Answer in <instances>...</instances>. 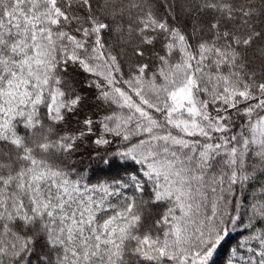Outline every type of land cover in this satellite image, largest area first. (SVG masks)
<instances>
[{"label": "snow or ice", "instance_id": "6c2138e0", "mask_svg": "<svg viewBox=\"0 0 264 264\" xmlns=\"http://www.w3.org/2000/svg\"><path fill=\"white\" fill-rule=\"evenodd\" d=\"M218 262L264 264V0H0V264Z\"/></svg>", "mask_w": 264, "mask_h": 264}, {"label": "trees", "instance_id": "16d2710c", "mask_svg": "<svg viewBox=\"0 0 264 264\" xmlns=\"http://www.w3.org/2000/svg\"><path fill=\"white\" fill-rule=\"evenodd\" d=\"M232 241H229V243H231ZM221 259H223V256L221 257ZM218 264H219V262H218Z\"/></svg>", "mask_w": 264, "mask_h": 264}]
</instances>
